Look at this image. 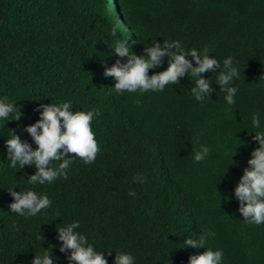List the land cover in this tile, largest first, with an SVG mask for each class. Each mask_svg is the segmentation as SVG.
Returning <instances> with one entry per match:
<instances>
[{"label":"trees","instance_id":"trees-1","mask_svg":"<svg viewBox=\"0 0 264 264\" xmlns=\"http://www.w3.org/2000/svg\"><path fill=\"white\" fill-rule=\"evenodd\" d=\"M155 40L207 47L221 65L232 57L240 77L231 110L216 84L211 100L197 102L187 77L163 92L115 94L104 75L120 59L115 46L139 55ZM204 76L215 83L214 73ZM262 76L264 0H0V97L23 113L0 126V264H31L42 244L55 246L54 264H68L56 228L73 220L97 251L131 252L137 264H188L206 249H183V240L209 229L208 246L223 250L224 264H264V224L244 222L233 194L258 147L254 113L264 127ZM63 101L98 111L100 151L92 164L76 159L67 180L32 185L36 169L9 167L5 140L14 130L32 143L21 128L39 118L35 109ZM201 143L209 158L194 163ZM12 187L47 194L52 207L28 219L13 214Z\"/></svg>","mask_w":264,"mask_h":264},{"label":"clouds","instance_id":"clouds-1","mask_svg":"<svg viewBox=\"0 0 264 264\" xmlns=\"http://www.w3.org/2000/svg\"><path fill=\"white\" fill-rule=\"evenodd\" d=\"M113 51L120 59L110 68H106L104 75L114 78V87L111 89L117 95L163 92L166 86H179L181 79L187 77L194 85L190 90L197 102L211 100V93L214 91L212 85L216 84L219 86V92L224 93V101L228 106L226 111H230L231 106L236 103L239 87L234 82L239 79L240 70L232 57L224 59L221 65L220 61L209 55L207 47L202 50L186 48L179 40H163L162 43L158 40L152 41L139 55L127 47L126 43L116 45ZM165 63V70L156 71L163 68ZM205 73H214L215 83L212 77L205 78ZM262 81L264 76L260 77V83ZM73 109L70 101L39 104L35 109L39 118L35 123L21 128V132L29 134L32 143L22 140L21 135L10 130V138L5 140L9 167L15 169L19 166L21 170L25 166L34 167L35 174L28 177L30 184L50 185L60 178L67 180L69 169L76 159L85 164L95 161L100 148L95 139L92 122L99 113L95 109ZM22 115L16 104L7 97H0V126H5V122L8 124L10 121H19ZM251 125L258 129L252 136L258 147L251 152L248 166L243 169V175L233 194L239 203L238 212L243 216V221L261 225L264 224V127L260 113L252 115ZM210 152L211 149L203 143L193 146V162L206 161ZM55 161L60 162L58 167L53 166ZM135 179L144 182L140 175ZM15 189L17 188L12 187L7 190L13 200L8 205L13 214L28 219L41 215L52 207L53 201L47 194ZM128 195L134 197L136 193L129 190ZM57 217L59 218V213ZM80 227V222L73 220L63 227L56 228V238L60 242L59 252L65 255L68 264H109L108 257H111L113 252L115 256L112 264H137V258L131 252L109 249L97 251L95 245L89 242V238L78 231ZM215 237V231L210 229L202 231L196 239L186 237L183 240V249H206L202 254L191 255L188 264H224L223 250H213L208 246V241ZM42 245L40 247L43 250L34 255L31 264H54L58 259L53 255L55 246L45 249Z\"/></svg>","mask_w":264,"mask_h":264}]
</instances>
